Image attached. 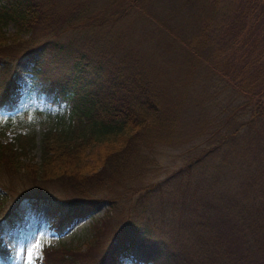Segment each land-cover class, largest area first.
<instances>
[{
	"label": "trees",
	"instance_id": "16d2710c",
	"mask_svg": "<svg viewBox=\"0 0 264 264\" xmlns=\"http://www.w3.org/2000/svg\"><path fill=\"white\" fill-rule=\"evenodd\" d=\"M157 1L109 0L92 13L70 18L61 6L50 0H0V58L8 56L10 51L22 52L21 55L25 54L32 61L31 73L42 75L47 81L43 80L44 85L56 90L54 95L67 102L61 126L41 133L35 159L28 156L34 147L31 135L19 133L13 141H0V210L4 190L23 187L15 177L32 187L47 182L58 184L59 192L66 198L63 201L68 202L74 215L87 212L100 200L113 203L120 190L128 191L130 183L134 182L137 190L142 191L139 198L132 200L136 204L151 194L165 196L166 191L173 197H183L187 195L183 187L161 186L170 179H184L204 160L220 157L223 142L232 134L243 132L249 126L264 125V0H178L179 7H191V22L173 19L171 12ZM115 3H122L132 12L134 24L135 20L136 23L154 21L157 31L167 32L163 34L168 39L179 42V47L190 51L197 62H204L209 69L215 97L208 100L225 99L210 113L198 118L191 130L185 125L168 130V101L155 86L143 82L135 68L124 70L120 63L109 62L106 55L95 50L90 53L88 47L85 51L78 50L67 39L63 42L70 48L62 57L49 54L46 62L42 61V55L50 47L51 36L63 35L67 30L81 36L86 29L94 30L106 24L118 26L125 21L120 18L123 12L111 9ZM108 11V15H103ZM109 15L111 19L107 18ZM83 21L89 26H80ZM8 22L13 24L14 30L6 34L4 26ZM77 25L82 28L78 30ZM22 30L30 34L20 38ZM34 30L44 33L40 41L31 37ZM56 46H53L56 50L63 48L61 43ZM55 59L60 61L54 62ZM1 63L4 69L5 63ZM10 86L11 78L0 74V104L8 103ZM219 88L223 90L220 93ZM239 115L240 123L236 121ZM235 122L239 124L237 128L233 127ZM196 136L204 145L201 142L187 144ZM156 143L183 151L180 158L183 164L167 176L139 186L136 182L141 181L147 165L155 160L150 151ZM26 191L27 187H23L20 193L26 196L29 194ZM157 192L160 194L156 196ZM176 208L173 206L166 213ZM228 216L237 222L241 245L236 255L230 248L223 262L218 257L209 264H264V239L255 237L258 227L264 228V210L256 224L246 222L236 209L228 212ZM9 217L0 216V226ZM126 221L103 248L96 264L113 263L116 249L113 242L118 240L117 245L124 248L135 263L149 257L153 264H183L162 251L158 237L142 239L137 252L130 251L129 243L122 242L131 220ZM89 242L90 239L83 249L65 242L56 247L45 246L40 262L88 264L92 256L88 251ZM141 254L146 257H138ZM194 257L200 259V255ZM199 259L193 264H204Z\"/></svg>",
	"mask_w": 264,
	"mask_h": 264
},
{
	"label": "rangeland",
	"instance_id": "374dc122",
	"mask_svg": "<svg viewBox=\"0 0 264 264\" xmlns=\"http://www.w3.org/2000/svg\"><path fill=\"white\" fill-rule=\"evenodd\" d=\"M50 1L61 6L66 16L74 18L94 12L109 0ZM157 2L171 12L173 19L191 22L190 6L179 7L178 0ZM111 9L123 12L120 18L126 20L118 26L106 24L94 27V30L86 29L81 36L70 30L63 35L51 36L50 47L42 55V61L46 62L49 54L62 57L70 48L63 42L67 39L78 50L88 47L90 53L95 50L106 55L109 62L120 63L124 70L135 68L143 82L155 86L168 101V130L183 125L191 130L198 118L210 113L225 99L208 100L215 97V88L205 63L197 62L190 51L179 47V42L168 39L165 36L167 32L157 31L153 27L156 26L154 21L147 19L144 23H136L135 20L134 24L132 12L122 3L112 4ZM107 18L111 19V15ZM85 23L87 21L80 22V26H89ZM77 28L80 30L82 27L77 25ZM4 30L6 34L13 32V24L8 22ZM29 34V31L22 30L19 37L25 38ZM31 37L40 41L44 33L34 30ZM59 43L63 48L54 49ZM21 54L10 51L8 56L0 58L1 64L5 63L4 69L0 66V74L11 78L9 101L0 104V141H13L19 133L31 135L34 147L28 156L35 159L41 133L47 128L61 126L67 102L54 95L56 90L44 85L43 80L47 81L42 75L31 73L32 61ZM33 55L37 56V53ZM90 57L94 58L91 54ZM222 91L218 89L219 93ZM236 121L240 123L241 115L236 117ZM238 125L235 122L233 127ZM195 142L204 145L197 136L187 144ZM150 154L155 160L147 165L141 181L136 182L139 186L167 176L183 164L180 159L183 151L169 144H154ZM219 156L202 161L184 179H170L161 186H181L187 193L183 197H173L166 191L163 193L165 196L151 194L136 204L132 200L139 198L142 191L137 190L134 182L130 183L132 187L128 191L120 190L113 203L100 200L87 212L76 215L71 213L68 202L63 201L66 198L59 192L58 184L47 182L32 187L15 177L23 187H27L26 193L29 194L23 196L20 193L23 187H16L14 191L4 190L0 216L10 217L0 226V264H25L33 260L34 264H41L43 247H56L65 242L83 249L89 239L88 251L92 256L88 264H96L101 251L123 228L121 226L127 222L126 219L131 221L122 242L129 243V249L134 253L142 239L158 237L162 251L183 264H193L195 259H199L194 255H200L204 264L216 262L218 257L223 262L230 248L236 255L241 245L237 222L228 216V212L236 209L246 222L256 224L264 210V125L249 126L243 132L232 134L223 142ZM195 190L197 192L193 193ZM173 206L177 208L167 214L166 211ZM110 209L111 213L108 212ZM255 237L264 239L262 226L258 227ZM118 242H113L116 249L112 264H153L145 254L138 255L146 258H136L135 263L126 250L117 245Z\"/></svg>",
	"mask_w": 264,
	"mask_h": 264
},
{
	"label": "snow or ice",
	"instance_id": "6c2138e0",
	"mask_svg": "<svg viewBox=\"0 0 264 264\" xmlns=\"http://www.w3.org/2000/svg\"><path fill=\"white\" fill-rule=\"evenodd\" d=\"M25 264H34V260L33 261H26Z\"/></svg>",
	"mask_w": 264,
	"mask_h": 264
}]
</instances>
